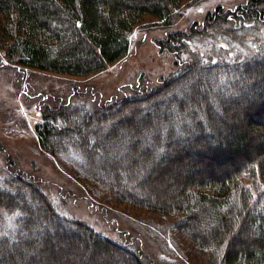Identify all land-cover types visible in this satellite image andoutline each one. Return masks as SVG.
<instances>
[{"label": "trees", "instance_id": "trees-1", "mask_svg": "<svg viewBox=\"0 0 264 264\" xmlns=\"http://www.w3.org/2000/svg\"><path fill=\"white\" fill-rule=\"evenodd\" d=\"M182 1L0 0V50L30 69L87 75L128 53L143 17L168 21ZM225 25L239 41L251 38L250 52ZM197 37L209 49L197 48ZM155 43L180 66L156 83L140 77L95 108L45 113L38 143L77 155L118 201L176 215L175 228L209 264H264V0L217 6ZM184 150L194 156L187 165ZM25 177L0 184V206L14 217L1 228L0 264H146L139 250L59 212Z\"/></svg>", "mask_w": 264, "mask_h": 264}, {"label": "rangeland", "instance_id": "rangeland-1", "mask_svg": "<svg viewBox=\"0 0 264 264\" xmlns=\"http://www.w3.org/2000/svg\"><path fill=\"white\" fill-rule=\"evenodd\" d=\"M244 1L183 0L168 21L146 15L129 33L128 53L103 70L87 75L23 67L0 50V184L18 172L24 174L42 187L59 212L84 221L101 236L139 250L146 264H209L206 252L175 228L176 215L118 201L106 186L86 173L77 155L51 154L42 149L35 126L47 112L54 115L62 109L69 113L76 106L92 109L113 97L123 98L122 93L135 86L140 77L156 83L158 77L180 65L171 53L159 52L155 39L163 38L168 31H182L194 22H203L217 6L230 9ZM233 29V25H225L223 33L237 41L236 47L244 51L251 46L249 36L239 41L242 38L234 37ZM195 41L197 48L209 49L203 39L197 37ZM191 56L188 48L184 58ZM141 145L145 147V143ZM181 152L184 165L193 162L189 150ZM242 180L255 197L251 181L245 177ZM257 184L264 187V177ZM13 223L14 217L0 206V232Z\"/></svg>", "mask_w": 264, "mask_h": 264}, {"label": "snow or ice", "instance_id": "snow-or-ice-1", "mask_svg": "<svg viewBox=\"0 0 264 264\" xmlns=\"http://www.w3.org/2000/svg\"><path fill=\"white\" fill-rule=\"evenodd\" d=\"M5 64L7 63V61L4 62Z\"/></svg>", "mask_w": 264, "mask_h": 264}, {"label": "flooded vegetation", "instance_id": "flooded-vegetation-1", "mask_svg": "<svg viewBox=\"0 0 264 264\" xmlns=\"http://www.w3.org/2000/svg\"><path fill=\"white\" fill-rule=\"evenodd\" d=\"M23 67H25V66H23Z\"/></svg>", "mask_w": 264, "mask_h": 264}]
</instances>
